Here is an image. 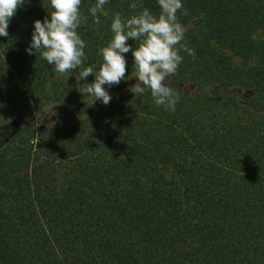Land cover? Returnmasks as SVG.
<instances>
[{
  "label": "trees",
  "instance_id": "1",
  "mask_svg": "<svg viewBox=\"0 0 264 264\" xmlns=\"http://www.w3.org/2000/svg\"><path fill=\"white\" fill-rule=\"evenodd\" d=\"M182 2L195 55L169 78L175 111L129 93L134 77L108 105L76 80L112 15L156 0H110L99 25L82 0L75 82L25 51L48 0L17 10L0 37V264H264V0Z\"/></svg>",
  "mask_w": 264,
  "mask_h": 264
},
{
  "label": "clouds",
  "instance_id": "2",
  "mask_svg": "<svg viewBox=\"0 0 264 264\" xmlns=\"http://www.w3.org/2000/svg\"><path fill=\"white\" fill-rule=\"evenodd\" d=\"M109 2L95 0L88 8L95 25L101 23V16H108L105 5ZM26 3L30 0H0V37L9 35L11 19ZM81 3L82 0H48L51 11H47L48 15L42 21H33L31 39L25 51L28 55L39 54L55 73L74 72L87 59V45L77 31L82 23L87 22V16L81 12ZM156 3L160 10L158 14L139 5L140 10L130 17L124 18L119 12L112 15L109 25L111 39L97 50L102 63L83 67L76 76L77 82L90 75L94 77L91 83L80 85L78 90L82 96L91 97L92 104L99 101L108 105L112 100L108 89L134 77L135 83L127 87L129 93L142 96L146 91L150 92L156 106L175 111L178 97L170 86L169 78L176 74L183 61L180 52L190 56L195 52L182 44L185 28L177 17L183 9L182 0H156ZM129 7L136 10L138 3L132 2ZM129 40L137 42V46L133 48L127 43ZM129 52L132 54L134 76L125 75V54Z\"/></svg>",
  "mask_w": 264,
  "mask_h": 264
},
{
  "label": "rangeland",
  "instance_id": "3",
  "mask_svg": "<svg viewBox=\"0 0 264 264\" xmlns=\"http://www.w3.org/2000/svg\"><path fill=\"white\" fill-rule=\"evenodd\" d=\"M234 58V60L235 61H238V58L237 57H233ZM66 75V77L68 78V79H70L72 82H75V77H74V75L72 74V73H67V74H65Z\"/></svg>",
  "mask_w": 264,
  "mask_h": 264
}]
</instances>
